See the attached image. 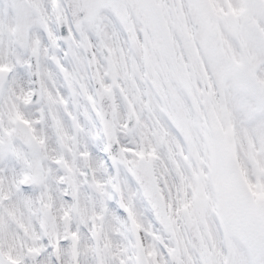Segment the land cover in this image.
<instances>
[{
	"label": "snow or ice",
	"instance_id": "snow-or-ice-1",
	"mask_svg": "<svg viewBox=\"0 0 264 264\" xmlns=\"http://www.w3.org/2000/svg\"><path fill=\"white\" fill-rule=\"evenodd\" d=\"M0 264H264V0H0Z\"/></svg>",
	"mask_w": 264,
	"mask_h": 264
}]
</instances>
